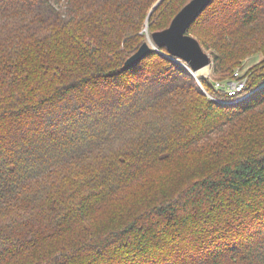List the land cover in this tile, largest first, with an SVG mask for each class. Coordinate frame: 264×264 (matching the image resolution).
I'll return each instance as SVG.
<instances>
[{"label": "trees", "instance_id": "16d2710c", "mask_svg": "<svg viewBox=\"0 0 264 264\" xmlns=\"http://www.w3.org/2000/svg\"><path fill=\"white\" fill-rule=\"evenodd\" d=\"M157 1L0 0V264H264V58L221 89L264 56V0L189 26L203 91L164 47L122 69L191 0ZM196 148L194 178L116 205Z\"/></svg>", "mask_w": 264, "mask_h": 264}, {"label": "water", "instance_id": "95a60500", "mask_svg": "<svg viewBox=\"0 0 264 264\" xmlns=\"http://www.w3.org/2000/svg\"><path fill=\"white\" fill-rule=\"evenodd\" d=\"M162 0H158L151 8V12ZM211 2V0H191L172 19L170 25L159 32L151 35V43H143L140 48L131 55L124 63L123 70L136 65L146 54L154 49L166 48L169 55L176 60L184 62L189 68V73H195L212 63V60L201 48L198 41L187 34L189 26L197 18L199 13ZM185 65V66H186ZM184 66V65H183Z\"/></svg>", "mask_w": 264, "mask_h": 264}, {"label": "rangeland", "instance_id": "374dc122", "mask_svg": "<svg viewBox=\"0 0 264 264\" xmlns=\"http://www.w3.org/2000/svg\"><path fill=\"white\" fill-rule=\"evenodd\" d=\"M151 10V9H150ZM149 14V13H148ZM148 17V15H147ZM145 37V42L150 44L151 41V35L149 34L147 28L145 27L142 31H141ZM207 54H209L208 52H206ZM210 56V54H209ZM211 58V56H210ZM264 56L261 52H258L248 58H246L245 60L242 61L241 66H237L236 69L233 71V73L238 74V77L242 78V75L245 74V72H249V74H252L253 71H256L259 67L260 62L263 60ZM233 74V76H234ZM213 78V64L211 63L209 66L205 67L204 69L200 70L199 72L195 73V75L193 76L197 87L200 88L203 91V87L201 85V79L204 80H210V78ZM243 79V78H242ZM214 80V79H213ZM217 85V84H215ZM264 86V83L258 85L257 87H255L254 91L259 90L260 88H262ZM250 93H246L243 96H240L238 98H233V100H229V101H225L224 103H222L223 105H231V104H236L239 101L244 100L245 98H247ZM217 138V137H216ZM202 152H198L197 148L196 150L193 152V158L192 159H186V158H182L180 160H178L176 162L175 165H178L176 167V171L172 172L169 174H162V175H156V176H151L150 178L142 181L140 184H138L135 187V190L127 193V195L125 197L122 198V201L117 203L116 205L125 202L121 208L125 209V210H129L131 208L132 203H136V202H132L134 201H146V200H150L152 198H156L158 197V193H162L167 191V186L169 185H174V186H178L180 183V180L182 177H189V178H194L198 173L196 172V169H202L204 168V165L202 163H206L203 160H200V156H201ZM205 157V152H203V158ZM131 202V203H130ZM116 205L110 206L109 209L112 210H119L118 208L116 209ZM107 213H110L109 211H106Z\"/></svg>", "mask_w": 264, "mask_h": 264}, {"label": "built area", "instance_id": "2783aa9c", "mask_svg": "<svg viewBox=\"0 0 264 264\" xmlns=\"http://www.w3.org/2000/svg\"><path fill=\"white\" fill-rule=\"evenodd\" d=\"M234 80L228 82L225 86H221L222 91L227 94L229 97H235L239 94L245 87V80H242L238 77V74H234ZM216 87H220L219 84Z\"/></svg>", "mask_w": 264, "mask_h": 264}]
</instances>
